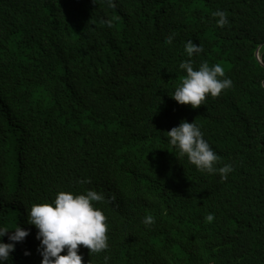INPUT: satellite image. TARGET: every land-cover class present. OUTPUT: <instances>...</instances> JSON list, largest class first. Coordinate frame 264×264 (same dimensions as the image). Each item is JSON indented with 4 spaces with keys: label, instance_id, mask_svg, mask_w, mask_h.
I'll return each mask as SVG.
<instances>
[{
    "label": "trees",
    "instance_id": "1",
    "mask_svg": "<svg viewBox=\"0 0 264 264\" xmlns=\"http://www.w3.org/2000/svg\"><path fill=\"white\" fill-rule=\"evenodd\" d=\"M188 59L231 87L177 103ZM182 119L227 179L169 145ZM90 189L108 248L84 264H264V0H0V225L29 229L7 264L42 260L32 204Z\"/></svg>",
    "mask_w": 264,
    "mask_h": 264
},
{
    "label": "clouds",
    "instance_id": "2",
    "mask_svg": "<svg viewBox=\"0 0 264 264\" xmlns=\"http://www.w3.org/2000/svg\"><path fill=\"white\" fill-rule=\"evenodd\" d=\"M211 15L218 17L215 21L218 27H224L228 23L223 10L217 9ZM105 23L111 26L110 20ZM171 41L172 37L169 36L165 43ZM184 51L191 58L194 53L199 54L202 48L188 40ZM179 68L186 75L171 96L180 104L196 108L204 104L206 96L216 97L232 85L231 79L225 76L224 68L218 63L209 66L207 62H203L194 68L192 60L188 59L182 61ZM167 138L169 145L177 150L179 156H187L202 172L219 173L221 179H227L228 173L233 170L231 164L217 167L219 156L204 138L200 126L193 121L182 119L178 125L167 131ZM103 199L102 193L91 189L81 193L58 191L51 203L31 205L27 212V222L37 229V250L42 257L40 264H84L82 254L78 251L80 246L87 247L90 253H99L108 248L107 217L93 203ZM205 218L209 222L214 219L211 213ZM142 222L145 226H150L155 218L145 215ZM28 234L29 229L19 224L11 228L0 225V264H7L16 243L22 242ZM5 235L8 242L3 239ZM29 254L26 249L24 255Z\"/></svg>",
    "mask_w": 264,
    "mask_h": 264
},
{
    "label": "water",
    "instance_id": "3",
    "mask_svg": "<svg viewBox=\"0 0 264 264\" xmlns=\"http://www.w3.org/2000/svg\"><path fill=\"white\" fill-rule=\"evenodd\" d=\"M259 54H260V48L257 50V52H256V56H257V58H259Z\"/></svg>",
    "mask_w": 264,
    "mask_h": 264
}]
</instances>
